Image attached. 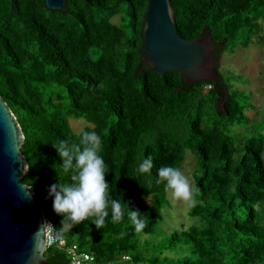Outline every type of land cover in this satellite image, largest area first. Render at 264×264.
Here are the masks:
<instances>
[{"label": "trees", "instance_id": "1", "mask_svg": "<svg viewBox=\"0 0 264 264\" xmlns=\"http://www.w3.org/2000/svg\"><path fill=\"white\" fill-rule=\"evenodd\" d=\"M169 3L177 34L195 40L207 33L217 63L238 47L264 46V0ZM146 4L64 0L52 11L44 0H0V96L24 135L28 170L20 182L59 229L62 217L47 190L71 179L53 145L79 143L81 131L70 123L83 120L82 130L102 139L109 199L145 221L139 232L127 215L112 223L109 206L102 228L86 219L62 232L65 246L47 248L44 257L70 264L65 250L76 244L91 264H264V114L252 123L251 99L217 64V83L184 84L178 72L161 76L141 63ZM187 153L193 223L161 238L171 204L164 183H156L158 169H181ZM148 156L153 167L141 174L138 164Z\"/></svg>", "mask_w": 264, "mask_h": 264}, {"label": "water", "instance_id": "2", "mask_svg": "<svg viewBox=\"0 0 264 264\" xmlns=\"http://www.w3.org/2000/svg\"><path fill=\"white\" fill-rule=\"evenodd\" d=\"M44 6L60 11L64 0H44ZM207 35L195 40L181 38L169 0H147L139 47L141 63L161 76L178 72L184 84L217 83L215 48ZM23 144L21 127L0 96V264H48L43 211L32 188L20 182L28 170Z\"/></svg>", "mask_w": 264, "mask_h": 264}, {"label": "clouds", "instance_id": "3", "mask_svg": "<svg viewBox=\"0 0 264 264\" xmlns=\"http://www.w3.org/2000/svg\"><path fill=\"white\" fill-rule=\"evenodd\" d=\"M53 146L62 160L63 171L70 174L71 183L60 180L59 183L49 186L47 191L48 196L52 198L53 211L61 216L62 220L59 229L54 230L47 222L43 228L51 227L57 233L68 232L84 220L92 218L91 223L100 229L109 216V206L112 223L120 222L127 215L137 232L145 226L139 210L129 207L125 209L118 199H109V184L105 180L108 169L99 154L102 150V139L96 131L81 130L79 143L60 141L58 145ZM152 167V158L148 156L140 160L137 170L145 174L150 173ZM156 183H164L165 190L170 191L175 199H191V185L178 167H160Z\"/></svg>", "mask_w": 264, "mask_h": 264}, {"label": "rangeland", "instance_id": "4", "mask_svg": "<svg viewBox=\"0 0 264 264\" xmlns=\"http://www.w3.org/2000/svg\"><path fill=\"white\" fill-rule=\"evenodd\" d=\"M218 69L225 75L226 71L235 75V87L242 91L245 96L251 99L253 109L246 111L247 117L252 123L259 117L258 114H264V46L249 45L242 49L238 47L234 54L223 53L218 60ZM239 75V77H238ZM71 128L78 133L86 125L83 120L71 121ZM194 160L191 154L187 153L185 161L181 167V172L188 179L192 189V175ZM171 209L164 213V221L161 225V238L169 235V232L179 230L181 226L187 228L192 224V219L188 217L190 202L178 200L172 197L171 192L167 193ZM143 203H150L149 199L143 200ZM50 216L51 213L48 212ZM49 216L47 218L49 219ZM118 264H127L119 262Z\"/></svg>", "mask_w": 264, "mask_h": 264}, {"label": "built area", "instance_id": "5", "mask_svg": "<svg viewBox=\"0 0 264 264\" xmlns=\"http://www.w3.org/2000/svg\"><path fill=\"white\" fill-rule=\"evenodd\" d=\"M47 223H50L53 226L54 230L58 229L51 222ZM54 230L51 227L45 226L46 249L52 246H57L61 248L64 247L66 244L63 233H57ZM65 253L70 264H91L92 262V257L88 253L82 252L76 244H72L66 247ZM122 259L127 260L128 257L125 256Z\"/></svg>", "mask_w": 264, "mask_h": 264}]
</instances>
